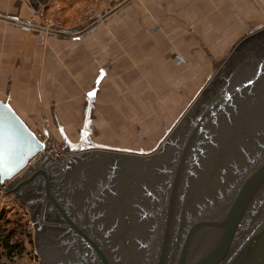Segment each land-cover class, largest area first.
Masks as SVG:
<instances>
[{
  "label": "water",
  "instance_id": "95a60500",
  "mask_svg": "<svg viewBox=\"0 0 264 264\" xmlns=\"http://www.w3.org/2000/svg\"><path fill=\"white\" fill-rule=\"evenodd\" d=\"M129 2L81 31L1 14L0 20L72 38L90 32ZM252 36L236 46L233 57L227 55L219 73L150 155L85 150L88 97L79 143L64 140L57 123L64 144L60 157L46 153L24 171L44 149L43 134L0 99V185L29 211L34 207L24 192L36 184L43 188L40 215L31 216L40 264H264V30ZM69 172L73 177L66 180L63 174ZM89 174L97 175L98 182L90 185ZM136 177L140 185L134 187ZM68 191L86 193V200L66 199ZM132 192L142 193L138 206L143 212L128 204ZM109 193L108 202L120 211L100 215L103 206L96 204ZM48 208L59 214V222L48 223ZM47 225L61 229L59 236L46 235ZM43 236L48 243L42 254Z\"/></svg>",
  "mask_w": 264,
  "mask_h": 264
},
{
  "label": "crops",
  "instance_id": "0c3cea01",
  "mask_svg": "<svg viewBox=\"0 0 264 264\" xmlns=\"http://www.w3.org/2000/svg\"><path fill=\"white\" fill-rule=\"evenodd\" d=\"M84 1L0 0V14L37 24L44 8L60 5L68 24L78 19ZM122 1L105 0L101 15ZM150 1L155 9L154 0ZM156 10L161 12L158 24L123 20L122 30L117 27L121 20H104L90 32L72 38L0 20V99L36 132L46 136L47 130L40 124L49 120L53 137L60 141L58 123L64 140L76 144L81 134L80 117H85L87 98L92 97L85 150L144 152L148 128L142 125L155 120L143 109L150 97L157 95L150 93L154 92L150 84L165 86L173 94L180 87L182 66H196L180 49L157 46L164 26L176 27L179 34L182 24L189 25L186 34L196 40L200 29L186 20H204V24L208 20H264V0H156ZM106 38L112 39L108 48L100 45ZM134 128L142 139L134 141ZM133 142L139 143L140 149H134Z\"/></svg>",
  "mask_w": 264,
  "mask_h": 264
},
{
  "label": "rangeland",
  "instance_id": "374dc122",
  "mask_svg": "<svg viewBox=\"0 0 264 264\" xmlns=\"http://www.w3.org/2000/svg\"><path fill=\"white\" fill-rule=\"evenodd\" d=\"M124 1L125 0L121 3ZM154 2L152 6H155V9L151 7L152 2L150 0H131V2L122 6L106 20H121L122 22H120L117 27L122 30L124 27L123 20H148L151 25L158 24L161 22V12H157L156 0H154ZM104 4L105 0H85L79 11L78 19L72 20V22L68 24L67 18L63 15L60 5H57L58 9L57 7L54 9L44 8L38 17L41 23L37 24L56 30L72 32L81 31L100 18ZM119 4H117V6ZM176 22L179 23V20H176ZM209 22H211L210 25L208 24ZM186 23L195 25L197 29H200L196 40H192L193 37L190 34H186L185 27L187 28L189 25L182 24L181 31L177 34V28L175 27L173 30L172 26L169 24L168 28L164 26L161 39L157 41V46L165 45V47L168 48L175 47L180 49L183 55L185 53V56L192 60L191 65L195 62L196 66H190V69L182 66L180 87L173 93L174 95L172 94L173 91L165 86L158 84L157 86H152L150 84V90H154V92L151 90L150 93L157 95L155 99L154 97H150L146 106H143V109L148 112L150 119L152 117L155 120L149 119L150 121L144 122L142 125L143 127L141 126L143 129L148 128L147 131H145L147 132V137H143L146 140L145 144L142 146L146 149L144 152L142 151L144 155H150L153 151L158 149L164 140L171 134L176 125H178L183 118L184 112L191 109L195 104L196 100L194 98L199 96L201 90L207 87L212 80L213 74L219 73L220 67L226 61L227 55L233 57L237 45L246 38H251L253 37L252 35L264 30V20H208L207 24H204V20H186ZM174 31L175 33L173 34ZM111 40L112 39L109 40V38H106L100 45L104 48H108L110 47L109 45H112ZM206 69L207 72L205 71ZM201 71L204 72L200 74ZM196 75H200V78L197 76L198 84L194 86ZM199 85L201 86L199 87ZM204 85L206 86L204 87ZM194 92L197 94L193 97L192 94H194ZM162 96L168 97L166 99ZM172 96L175 98L172 99ZM137 124L138 123H136V127ZM46 125L51 132V123L49 120H44L43 123L40 124V127L44 129ZM136 132L137 129L134 128V141L140 138V136H137ZM49 135L52 136L50 133ZM140 139H142V137ZM132 146L134 149H140L139 143L133 142ZM10 208L6 210L9 212V217L13 220H17L14 223L15 225L17 223L21 224V228L18 227V230H16L15 240L17 239L23 242L25 251L22 256H15L12 260L3 258L1 263L40 264L42 261L35 246L34 238L36 229L34 226V229L31 230L33 226L31 224L30 211L27 212L23 208ZM25 241L28 242L27 245H24Z\"/></svg>",
  "mask_w": 264,
  "mask_h": 264
},
{
  "label": "flooded vegetation",
  "instance_id": "af4514ba",
  "mask_svg": "<svg viewBox=\"0 0 264 264\" xmlns=\"http://www.w3.org/2000/svg\"><path fill=\"white\" fill-rule=\"evenodd\" d=\"M155 151H153L151 154H153ZM132 152H134V151H132ZM133 171H134L135 174H139L140 173L136 169H134ZM79 173H81V172H79ZM63 176L66 177V180H70V179H72L71 177H73L72 174H71V172H69V174H65V175L63 174ZM88 177L90 178L89 181H88V183H91L90 185H92L94 183H97L98 180H99V179L97 180V175H90L89 174ZM132 183H133L134 187L140 185V182L137 179V177H136V179ZM121 184L122 183H120V185ZM97 188H98V184H95L94 185V190L97 189ZM42 190H43L42 184H36V185H33V186L29 187V189L24 192V198H25V200L28 201L29 203H31L32 206L34 207L30 211L31 216H32V214H33L34 217L36 215H38V216L40 215V211H41V207H42V202H43V199H42L43 198ZM142 191H144V190L142 189ZM64 194L66 196V199L67 198L73 199V197H76V200L75 201L77 203H80V202L85 201L86 200V197H87L86 193L84 194L83 192L82 193H80V192L77 193V192H73V191H71V192L68 191V192H66ZM111 194L112 193H109L108 195L107 194H102V198H101L102 201L101 202H98L96 204L97 206L98 205L103 206L102 209H101L102 213H100V215H110L111 213H115L117 211H120L117 208L116 205H115L116 206L115 207L114 205H112V204L109 203L110 202L109 200H110ZM141 199H142V193L132 192V193L129 194L128 204L130 206H136L138 209H135V210H137V211L139 210V212H143L144 209L141 208L140 206H138L139 202H141ZM142 203H143V199H142ZM129 210H132V209L131 208L127 209V211H129ZM139 212H138V214H140ZM46 215H47L46 217H47L48 223L51 224L52 222H59V218H58L59 217V214L55 210L48 208ZM44 231H45V234L47 233L46 235H52V234H54L55 237H58L59 234H60L59 231H62V230L59 229L56 226L47 225V226L44 227ZM47 231L48 232H52V234L51 233H48ZM47 243L48 242H47L46 238L43 236L40 239L42 254H43V252H44V250L46 248L45 247V244H47Z\"/></svg>",
  "mask_w": 264,
  "mask_h": 264
},
{
  "label": "built area",
  "instance_id": "2783aa9c",
  "mask_svg": "<svg viewBox=\"0 0 264 264\" xmlns=\"http://www.w3.org/2000/svg\"><path fill=\"white\" fill-rule=\"evenodd\" d=\"M45 128L47 130L46 131L47 133H46V136H44V140H43L44 149L42 151L38 152L33 158H31L29 160L24 171L27 170L31 165H33V164L35 165L36 161L39 160L42 156H44L46 153L48 155H50V157L52 159H56V158L60 157V155L63 151L62 144L58 140H56L53 136L49 135V129H48L47 125ZM10 207L23 208V209H25V211L29 212L27 206L24 205L18 199V197L15 194L9 193L4 186L0 185V210H2V209L8 210ZM34 223H35V221L31 223L33 226L31 228V230L34 229ZM27 244H28V242L25 241L24 245H27ZM15 256H14V258H15Z\"/></svg>",
  "mask_w": 264,
  "mask_h": 264
},
{
  "label": "trees",
  "instance_id": "16d2710c",
  "mask_svg": "<svg viewBox=\"0 0 264 264\" xmlns=\"http://www.w3.org/2000/svg\"><path fill=\"white\" fill-rule=\"evenodd\" d=\"M15 221L17 220L10 218L5 209L0 210V264H5L1 263L3 258L12 260L15 255L22 256L25 251L23 242L15 240L16 230L21 228V224H14Z\"/></svg>",
  "mask_w": 264,
  "mask_h": 264
},
{
  "label": "snow or ice",
  "instance_id": "6c2138e0",
  "mask_svg": "<svg viewBox=\"0 0 264 264\" xmlns=\"http://www.w3.org/2000/svg\"><path fill=\"white\" fill-rule=\"evenodd\" d=\"M90 96L95 95V93H89ZM2 135H0V157H2Z\"/></svg>",
  "mask_w": 264,
  "mask_h": 264
}]
</instances>
